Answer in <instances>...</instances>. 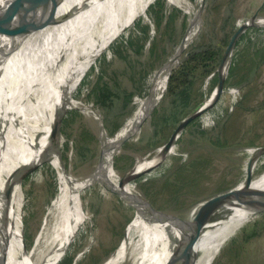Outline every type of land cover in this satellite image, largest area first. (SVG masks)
Returning <instances> with one entry per match:
<instances>
[{
    "label": "rangeland",
    "instance_id": "374dc122",
    "mask_svg": "<svg viewBox=\"0 0 264 264\" xmlns=\"http://www.w3.org/2000/svg\"><path fill=\"white\" fill-rule=\"evenodd\" d=\"M189 1L191 8L201 4V0ZM263 1L205 0L200 26L186 52L216 54L213 59L204 61L206 71L198 68L193 72L189 88L177 104L169 96L167 86L140 132L114 157L118 176L124 177L140 161L157 155L158 149L169 140L178 124L211 97L218 82L217 70L223 48L237 27L247 22ZM120 2L100 0L97 4L93 23L100 33H109L113 28ZM143 5L144 2L138 4L139 7ZM167 6L165 0H150L148 9L130 28L109 42L104 51L105 46L93 54L102 53L73 95L76 108L69 107L63 114L56 146L60 163L72 177L83 179L95 171L103 135H109V131L116 127L113 135L109 136L120 132L146 99L162 64L185 37L190 26L188 9ZM159 13L162 18L157 26L155 20ZM259 15L264 16V9ZM258 23L264 25V19ZM261 27L264 26H257ZM54 50L60 62L62 43H56ZM185 54L182 57L185 61L177 72L190 71L186 68L191 60L190 57L186 59ZM240 59L244 65L242 74L252 63H259L251 82L237 83V76L226 80L229 82L218 106L209 112L214 104L203 116L187 125L177 139L176 154L169 155L159 167L160 161L147 166L142 173L152 171L131 183L130 204L95 180L87 186L81 195L85 213L78 214L76 233L56 264L66 261L71 264H103L125 239L126 230L135 216V204L174 220L181 217L196 221L206 215L209 204L222 197V192L225 191L226 196L246 185L248 179L251 184L255 177L264 173V31L249 29L240 37L229 69ZM98 87L112 88L115 93L111 96L107 116L95 99L94 91ZM214 101L215 98L208 105ZM73 110L78 114L68 119L69 112ZM24 124L25 120L21 127ZM4 144L6 152L9 144ZM35 165L39 167L21 181L19 225H12L13 206H0V252L18 236L19 227V245L30 253L42 229L46 210L58 193L59 177L50 161L36 160L31 166ZM4 168L2 158L0 173ZM4 199H0V205ZM230 201H236V198ZM258 211L256 209L254 215L238 227L237 234L225 243L211 264H264V211ZM46 245L40 247L41 255L36 256V261L49 252ZM52 263L49 259L44 264Z\"/></svg>",
    "mask_w": 264,
    "mask_h": 264
},
{
    "label": "bare ground",
    "instance_id": "6f19581e",
    "mask_svg": "<svg viewBox=\"0 0 264 264\" xmlns=\"http://www.w3.org/2000/svg\"><path fill=\"white\" fill-rule=\"evenodd\" d=\"M120 1L116 23L109 33L102 34L93 23L100 0H34L28 4L20 0H0V6L4 5L0 14L3 23L0 33V160L3 158L5 164L0 173V199H5L0 206L8 205L15 209L12 225L20 223L21 181L33 162L48 159L59 177L58 193L46 210L35 247L30 253L25 251L26 248L22 249L18 227V236L0 252V264H44L49 259L56 264L76 233L78 214L85 213L81 195L95 178L111 187L129 204L132 201L129 196L133 187L131 184L119 187L121 177L116 173L114 158L108 151L135 129L144 116L147 97L120 132L114 136L103 135L100 159L91 175L83 179L72 177L60 163L56 151L59 121L66 109L75 107L73 95L102 53L93 54L103 46L104 51L107 44L130 28L150 4V0ZM165 1L167 8L183 6L188 9L191 30L187 42H190L200 26V22L192 26L200 6L191 8L189 0ZM141 2L144 5L139 7ZM22 6L25 22L21 30L31 22L28 28L32 25L37 27L32 33L16 32L17 18L14 19L16 15L12 17L11 12L20 11ZM263 19L264 16L258 15L255 20L250 18L248 21L257 27L264 26L258 23ZM56 43L63 45L60 62L54 50ZM167 72L160 67L153 80L149 91L153 105L160 102L167 90ZM210 96L196 108L198 111L205 113L215 104L214 101L208 105L215 98V93ZM149 117L146 115L144 123ZM23 120L25 124L21 127ZM4 143L9 144L6 152ZM176 146L166 156L164 149L159 148L157 155L140 161L126 177L140 174L147 166L161 163L169 155L176 154ZM232 198L236 201L231 202ZM217 201L219 206L215 207ZM133 206L136 212L125 239L103 264H180L181 257L190 250L195 253L192 264H211L225 243L237 234L238 227L251 218L256 209L264 211V173L255 177L251 184L247 182L242 188L213 200L200 220L189 221L180 217L182 221H175L147 211L144 205ZM209 216L213 217L212 221L204 225ZM44 244L50 250L36 261Z\"/></svg>",
    "mask_w": 264,
    "mask_h": 264
},
{
    "label": "water",
    "instance_id": "95a60500",
    "mask_svg": "<svg viewBox=\"0 0 264 264\" xmlns=\"http://www.w3.org/2000/svg\"><path fill=\"white\" fill-rule=\"evenodd\" d=\"M21 3L23 4H28L29 2H34V0H20ZM49 6V3H46ZM4 5L0 6V14H1V10L3 8ZM206 4H205V0H202L201 5L197 11L196 14V20L194 22V24L192 26L197 25L199 22H201V18L202 15L204 13ZM264 9V1L261 4V6L258 8V10L252 15L251 19L255 20L260 11ZM13 14L16 15L14 16V19L17 18L16 21V32H18L19 34L21 32L23 33H29V32H34L37 30V27L35 25H32L30 28H28L29 24L31 22H29V24H27L26 28L22 31L21 27H23V24L25 22V16L23 15V6L21 7L20 11H12L11 12V16L13 17ZM6 21L8 20V17L6 16ZM11 21H13V19H11ZM249 29H256V30H261L264 31V27L261 28H257L254 27L252 25L249 24V21L242 23L241 25H239L237 27V29L234 31V33L232 34L230 41L228 43V45L226 47H224V53L222 56V60L221 63L218 67L217 73H218V82L217 85L215 87V89L213 90V93H215V105L213 108L209 109L208 111H212L214 108H216L221 100V97L225 91V86H226V80H227V76H228V72H229V65H230V61L231 58L233 56L234 50H235V46L238 42V40L240 39V37ZM3 30V23L2 20L0 21V33ZM191 30V27L189 26L186 32L185 37L183 38L181 44L179 45V47L177 48V50L172 54V56L165 61L162 66L161 69L162 71L168 70V83H169V79L171 74L173 73L174 70H176L183 62L184 59H182L183 55L185 54L187 48L189 47V45L193 42H187L188 39V34L189 31ZM191 54V52H186L185 54V58L188 57ZM168 86V85H167ZM159 104V103H158ZM153 105L151 102V95L150 92L147 95V108L144 112V116L140 119L139 123L137 124V126L135 127V129L126 137L124 138L122 141L118 142L117 144L113 145L111 147V149L108 151L109 154H111L113 156V158L116 156V154L121 150V148L132 138H134L135 136H137V134L140 132L141 127L144 124V119L146 117V115H151L153 113V111L155 110L156 106L158 105ZM76 108V106H75ZM203 111L200 112L198 111V109L194 110L193 112H191L188 116H186L176 127V129L174 130V132L172 133L171 137L169 138V140L161 147L164 149V154L165 156L167 155V153L169 152V150L176 145L177 139L179 138V136L182 134L183 130L187 127L188 124H190L191 122H193L194 120L198 119L199 117L203 116ZM62 124V119L59 121V125L57 127V135L58 138L60 136V126ZM167 158V157H166ZM165 158V159H166ZM164 159V161H165ZM162 163H160L157 167H159ZM39 167V165H35L34 167L30 168L27 173L25 174L24 177L28 176L29 174H31L32 172H34L37 168ZM154 170V169H153ZM152 170H148L145 171L144 173H140L137 175H131L126 177L127 175H125L124 177L121 178L120 183H119V187H125L127 184H131L132 182L144 177L146 174H148L149 172H151ZM23 177V178H24ZM249 178H251V174L249 175ZM94 179V178H93ZM95 182L100 183L101 185H104L107 189H111V187H109L106 184H102L101 181H99L97 178H95ZM250 182V180L248 181ZM225 191L222 192L221 196L224 197L225 195ZM213 217L209 216L205 219L204 221V225H206L207 223H209L210 221H212ZM174 220V219H173ZM175 221H182L180 218H176ZM42 230V229H41ZM40 233V232H39ZM38 236V235H37ZM36 241V240H35ZM35 247V243L33 248ZM32 248V249H33ZM31 249V250H32ZM182 259V260H181ZM181 263L180 264H192V262L195 259V253H193V251H188L186 252V254L184 256L181 257ZM178 261V262H179Z\"/></svg>",
    "mask_w": 264,
    "mask_h": 264
},
{
    "label": "trees",
    "instance_id": "16d2710c",
    "mask_svg": "<svg viewBox=\"0 0 264 264\" xmlns=\"http://www.w3.org/2000/svg\"><path fill=\"white\" fill-rule=\"evenodd\" d=\"M161 18L162 17L160 16V13L159 15H157L156 20L154 17V20L156 21L157 26L160 25ZM146 28L148 30V27ZM215 54L216 53L206 54V51H198V52L191 51V54L188 56L190 57L191 64L189 65V67L186 68L187 70H190L189 73H187L186 71L177 72V70L181 67V65L184 63L185 60L176 70L173 71V73L170 76L169 83H168V92H169V96L172 98L173 103L177 104L179 100L181 99L180 97L185 95V92L187 91L191 83V75L193 74V72L198 68H203L206 71L207 65L204 63V61L206 59H213V56H215ZM242 63L243 61L241 59L232 63L229 69V74H228L229 78H227V80L230 81L231 77L237 76L239 77L238 79L239 81H237V83H250L251 82V77L254 75L255 71L257 70V66H259V63H256V64L252 63L244 74H242V70L244 69L243 68L244 65ZM228 82L226 81V84ZM94 92L96 93L95 94L96 102L100 104V106L106 112L105 114L107 116L109 112V104H110L111 96L114 95L115 93L113 92L112 88H109V87H104V88L98 87L97 89H95ZM74 114H78V111L73 110L69 112L68 119ZM117 128L118 127H116L114 130L109 131V135H113L114 131ZM110 129L111 128H109V130ZM65 263L71 264L70 261H66Z\"/></svg>",
    "mask_w": 264,
    "mask_h": 264
},
{
    "label": "built area",
    "instance_id": "2783aa9c",
    "mask_svg": "<svg viewBox=\"0 0 264 264\" xmlns=\"http://www.w3.org/2000/svg\"><path fill=\"white\" fill-rule=\"evenodd\" d=\"M262 32V31H261Z\"/></svg>",
    "mask_w": 264,
    "mask_h": 264
}]
</instances>
